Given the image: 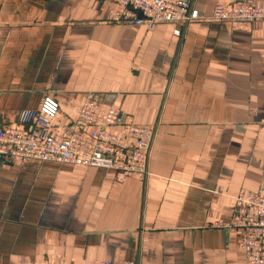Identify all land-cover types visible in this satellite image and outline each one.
<instances>
[{
    "label": "crops",
    "instance_id": "1",
    "mask_svg": "<svg viewBox=\"0 0 264 264\" xmlns=\"http://www.w3.org/2000/svg\"><path fill=\"white\" fill-rule=\"evenodd\" d=\"M112 22L119 0H0V123L90 94L150 126L148 173L0 158V264H247L236 197L264 189V20ZM264 10V0H248ZM180 28L178 37L174 30Z\"/></svg>",
    "mask_w": 264,
    "mask_h": 264
},
{
    "label": "built area",
    "instance_id": "2",
    "mask_svg": "<svg viewBox=\"0 0 264 264\" xmlns=\"http://www.w3.org/2000/svg\"><path fill=\"white\" fill-rule=\"evenodd\" d=\"M199 19V10L186 0H119L112 11V22L144 26L151 31L160 24L183 26ZM210 19L254 23L264 20V10L248 0H231L229 4H218ZM174 34L181 37L183 30L177 28ZM60 112V102L48 95L38 109L20 112L17 126L0 123V158L97 167L113 171L117 181L148 173L149 151L154 141L152 127L128 123L122 112L105 109L93 94L86 97L72 125L63 128L55 124ZM235 202L234 217L213 226L241 229L240 247L247 264H264V189L242 193Z\"/></svg>",
    "mask_w": 264,
    "mask_h": 264
}]
</instances>
